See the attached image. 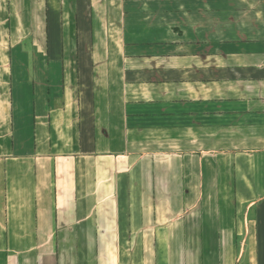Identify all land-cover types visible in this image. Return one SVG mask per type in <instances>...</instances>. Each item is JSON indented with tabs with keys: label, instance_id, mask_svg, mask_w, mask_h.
I'll list each match as a JSON object with an SVG mask.
<instances>
[{
	"label": "crops",
	"instance_id": "1",
	"mask_svg": "<svg viewBox=\"0 0 264 264\" xmlns=\"http://www.w3.org/2000/svg\"><path fill=\"white\" fill-rule=\"evenodd\" d=\"M0 264H264V0H0Z\"/></svg>",
	"mask_w": 264,
	"mask_h": 264
}]
</instances>
